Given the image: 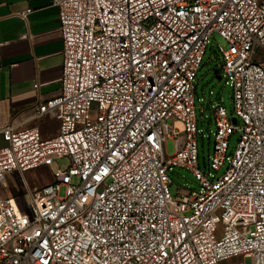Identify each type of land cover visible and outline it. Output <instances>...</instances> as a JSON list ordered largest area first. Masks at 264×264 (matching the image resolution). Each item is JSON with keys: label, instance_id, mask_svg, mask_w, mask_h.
I'll use <instances>...</instances> for the list:
<instances>
[{"label": "built area", "instance_id": "built-area-1", "mask_svg": "<svg viewBox=\"0 0 264 264\" xmlns=\"http://www.w3.org/2000/svg\"><path fill=\"white\" fill-rule=\"evenodd\" d=\"M54 2L61 92L35 114L57 118L59 131L1 129L0 185L20 174L30 214L0 196V264H264V0ZM215 34L235 116L214 105L203 171L195 79ZM63 159L44 185L26 181ZM172 167L199 189L172 196Z\"/></svg>", "mask_w": 264, "mask_h": 264}, {"label": "crops", "instance_id": "crops-1", "mask_svg": "<svg viewBox=\"0 0 264 264\" xmlns=\"http://www.w3.org/2000/svg\"><path fill=\"white\" fill-rule=\"evenodd\" d=\"M59 26L54 0H0V147L6 145L1 129L7 123L36 127L44 138L59 131L57 118L35 114L37 105L61 92Z\"/></svg>", "mask_w": 264, "mask_h": 264}, {"label": "rangeland", "instance_id": "rangeland-1", "mask_svg": "<svg viewBox=\"0 0 264 264\" xmlns=\"http://www.w3.org/2000/svg\"><path fill=\"white\" fill-rule=\"evenodd\" d=\"M225 42L222 38L215 34L205 52L203 57L200 70L195 79L197 97V126H198V150H199V163L203 171L207 168L209 156L213 154L215 133H216V122L214 118V105L221 103L226 110L235 116L234 103H233V92L232 87L226 83V77L223 76L222 61L218 56L217 44ZM215 71H217L215 73ZM218 76H221L219 78ZM204 106V113H201V106ZM238 124L241 125V120L238 119ZM241 130L235 131L229 138V150L228 153H232L237 147ZM167 156L173 153L175 150L174 141L170 140L166 148ZM67 160H59L56 164L50 167H40L32 169L24 173L25 179L28 184L33 186L44 185L49 182L52 177V171L58 168V166H66ZM227 164L223 166L219 171H213L216 176H221L226 170ZM52 169V170H51ZM169 174L172 178V184L170 185V191L172 196H175L179 188H192L199 189L198 182L194 174L187 168L183 167H172L169 170ZM7 188L0 185V196L6 197L13 195L15 201L23 214H30V210L27 209V194L23 186V181L20 174L17 172L7 174ZM64 194V187L60 191V195ZM240 258L223 261L220 264H235L240 262Z\"/></svg>", "mask_w": 264, "mask_h": 264}, {"label": "water", "instance_id": "water-1", "mask_svg": "<svg viewBox=\"0 0 264 264\" xmlns=\"http://www.w3.org/2000/svg\"><path fill=\"white\" fill-rule=\"evenodd\" d=\"M263 60H264V57H263ZM217 71H215V73H216ZM219 78H221V76H218ZM233 121L235 122L236 121V119L235 118H233Z\"/></svg>", "mask_w": 264, "mask_h": 264}]
</instances>
